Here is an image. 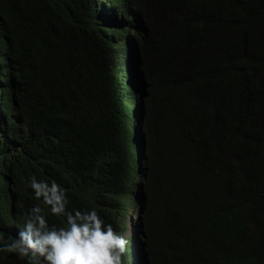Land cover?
Returning a JSON list of instances; mask_svg holds the SVG:
<instances>
[{
  "label": "trees",
  "instance_id": "obj_1",
  "mask_svg": "<svg viewBox=\"0 0 264 264\" xmlns=\"http://www.w3.org/2000/svg\"><path fill=\"white\" fill-rule=\"evenodd\" d=\"M133 2L146 31L148 260L264 264V0ZM94 3L0 0V237L9 242L34 207L49 226L92 209L120 226L132 199L131 188L110 183L133 174L103 95L123 69L108 33L122 30L104 28ZM10 51L23 53L15 82L2 66ZM86 134L117 148L111 174L100 152L83 169ZM33 178L58 186L63 214L36 197ZM0 264L40 261L0 252Z\"/></svg>",
  "mask_w": 264,
  "mask_h": 264
},
{
  "label": "clouds",
  "instance_id": "obj_2",
  "mask_svg": "<svg viewBox=\"0 0 264 264\" xmlns=\"http://www.w3.org/2000/svg\"><path fill=\"white\" fill-rule=\"evenodd\" d=\"M94 1L95 14L99 16L100 21H104V28L122 30L117 32V36L115 31L109 30L108 33L107 45L110 44L123 69L120 70L118 78H113L103 86V95L108 101L114 122L111 139L117 143V148L123 146L129 161V171L133 174L132 180H129V177L118 176L110 183L131 188L132 199L126 201L127 210L120 226L106 223L95 209L77 210L67 214L66 226H49L47 219L41 214V209L32 208L18 238L9 242L0 237V252L18 253L21 258L29 257L33 261L38 259L40 264H124L126 261L131 264L135 257L137 264H145L144 258H139L135 237L126 238L121 232L124 228L123 220L131 210L134 215L143 216L145 223L143 189L148 179L146 103L149 85L141 62V48L146 31L142 14L137 13L133 0ZM49 23L57 28L53 21ZM22 55L23 53L19 51H10L4 55L2 66L5 72L10 73L11 82L17 81L18 72L15 70ZM20 82L13 85L22 88ZM67 99L69 103L74 102L75 94L68 93ZM35 123L42 127L44 119ZM62 130L65 133L69 127L63 124ZM71 139L74 143V139ZM81 142L82 146L77 153L83 169L92 166L97 152H100L106 157L105 164L111 174L118 156L117 148L100 146L87 134ZM30 186L35 190L37 198L44 196L48 203L53 204L54 213L65 212L67 201L56 184L49 186L46 182H38L33 178ZM143 235L145 237L144 230ZM147 262L150 264L148 258Z\"/></svg>",
  "mask_w": 264,
  "mask_h": 264
},
{
  "label": "rangeland",
  "instance_id": "obj_3",
  "mask_svg": "<svg viewBox=\"0 0 264 264\" xmlns=\"http://www.w3.org/2000/svg\"><path fill=\"white\" fill-rule=\"evenodd\" d=\"M123 224L124 228L122 229L121 235H124L126 238L130 236L135 237L138 246V252L140 254L139 258H144L145 264H148V250L146 248V240L143 235V230L145 228L144 217L134 215V212L131 210L124 218ZM126 256L128 257L129 255L126 254ZM124 264H130V262L126 261Z\"/></svg>",
  "mask_w": 264,
  "mask_h": 264
}]
</instances>
